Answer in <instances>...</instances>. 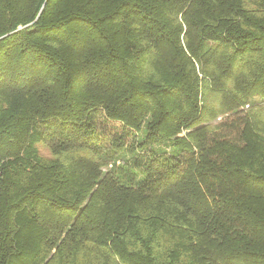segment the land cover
Here are the masks:
<instances>
[{
	"label": "trees",
	"instance_id": "obj_1",
	"mask_svg": "<svg viewBox=\"0 0 264 264\" xmlns=\"http://www.w3.org/2000/svg\"><path fill=\"white\" fill-rule=\"evenodd\" d=\"M0 264H264V0H0Z\"/></svg>",
	"mask_w": 264,
	"mask_h": 264
}]
</instances>
